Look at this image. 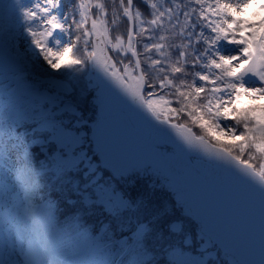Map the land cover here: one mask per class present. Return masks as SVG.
<instances>
[{
	"label": "snow or ice",
	"instance_id": "1",
	"mask_svg": "<svg viewBox=\"0 0 264 264\" xmlns=\"http://www.w3.org/2000/svg\"><path fill=\"white\" fill-rule=\"evenodd\" d=\"M261 100L264 0H0V264H264Z\"/></svg>",
	"mask_w": 264,
	"mask_h": 264
},
{
	"label": "rangeland",
	"instance_id": "2",
	"mask_svg": "<svg viewBox=\"0 0 264 264\" xmlns=\"http://www.w3.org/2000/svg\"><path fill=\"white\" fill-rule=\"evenodd\" d=\"M259 12V9L258 8H255V7H253V8H250L248 11H247V13H245V16H246V18H248V19H253V18H258L255 14L256 13H258ZM69 57L68 56H66L65 57V59L67 60ZM243 98H245V99H247V103H249V104H253V103H257V101H253V100H249V98H247V97H243ZM264 102V100H261V101H259L258 103H263Z\"/></svg>",
	"mask_w": 264,
	"mask_h": 264
},
{
	"label": "trees",
	"instance_id": "3",
	"mask_svg": "<svg viewBox=\"0 0 264 264\" xmlns=\"http://www.w3.org/2000/svg\"><path fill=\"white\" fill-rule=\"evenodd\" d=\"M247 102H248L247 99L242 98L241 101L239 102L238 106L241 107V108L246 107V106L249 105V103H247ZM261 104H264V102L261 103Z\"/></svg>",
	"mask_w": 264,
	"mask_h": 264
}]
</instances>
